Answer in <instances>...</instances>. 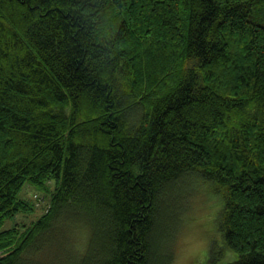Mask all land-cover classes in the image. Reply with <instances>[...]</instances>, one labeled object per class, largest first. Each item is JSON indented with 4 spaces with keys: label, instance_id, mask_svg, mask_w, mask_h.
<instances>
[{
    "label": "trees",
    "instance_id": "trees-1",
    "mask_svg": "<svg viewBox=\"0 0 264 264\" xmlns=\"http://www.w3.org/2000/svg\"><path fill=\"white\" fill-rule=\"evenodd\" d=\"M200 184L264 264V0H0V264H173Z\"/></svg>",
    "mask_w": 264,
    "mask_h": 264
},
{
    "label": "rangeland",
    "instance_id": "rangeland-1",
    "mask_svg": "<svg viewBox=\"0 0 264 264\" xmlns=\"http://www.w3.org/2000/svg\"><path fill=\"white\" fill-rule=\"evenodd\" d=\"M24 189L21 195H23ZM25 191L29 194V199L36 201H34L36 207H38L36 213H41L43 208L40 200H36L35 195L33 200L31 196L34 191L29 188H26ZM189 198L190 203L187 205L188 210L185 213L184 222H182L183 227L179 233L177 252L173 264H199V262L204 264L202 260L210 250L212 240L216 238L219 242L221 238L217 220V210L222 205L221 198L208 192L203 184L198 185ZM9 223L7 222L6 225ZM227 257L229 256H223L224 259H227ZM221 262L225 264L223 261Z\"/></svg>",
    "mask_w": 264,
    "mask_h": 264
}]
</instances>
